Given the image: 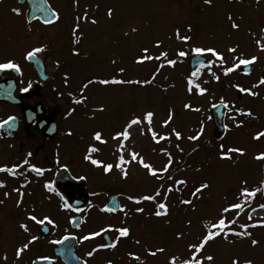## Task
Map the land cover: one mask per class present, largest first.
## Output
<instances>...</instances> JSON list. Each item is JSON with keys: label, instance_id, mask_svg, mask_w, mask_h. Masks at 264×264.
<instances>
[{"label": "rangeland", "instance_id": "rangeland-1", "mask_svg": "<svg viewBox=\"0 0 264 264\" xmlns=\"http://www.w3.org/2000/svg\"><path fill=\"white\" fill-rule=\"evenodd\" d=\"M109 9L112 10L110 18L107 15ZM92 19L97 23L92 24ZM232 22L238 24L239 28L232 29ZM77 24V42L74 43L73 30ZM62 27L64 62L73 67L77 65V68L63 71L64 104L68 102L67 95L76 98L83 86L88 85L83 93V102L76 103L75 111L70 109L62 122L66 132L63 142L66 153L64 162L68 163V170L72 174L81 173L86 177L90 191L100 187H106L112 194L119 191L123 209L126 208L123 214H113L109 218L106 217L109 215L81 213L83 222L77 234L80 245L77 251L85 264H140V261L131 258L130 253L138 255L143 264H168L173 255L183 259L189 255L187 246L198 243L204 234L203 225L214 222L223 206L235 202L242 203L243 210L225 214L227 220L236 221L231 225L233 231L242 232L245 229L240 225L258 223L264 218V209L259 207L264 204V192H257L248 203H245L247 198L239 195L242 188L255 190L264 183V160L254 159L264 153V137L260 140L252 139L257 132L264 131V85L252 87L258 85L253 78L259 76L260 68L264 67V51L256 44L259 40L264 45V0H211L210 4L204 0H98L88 20L78 21L76 18L64 21ZM177 29L180 36L191 37L187 44L176 39ZM157 41L160 42V48L153 47ZM194 47L214 48L224 57L221 66L210 54L204 55L208 59V68L201 73L204 79L198 83L206 89L203 95L197 94L195 88L192 94L186 90L187 68L182 62L194 56L191 52ZM144 48H148L152 55L167 51L170 59L177 60L175 67L170 68L165 64V67L157 71L162 61L135 63ZM228 48H235L236 52L229 53ZM76 50L78 54L74 56L72 52ZM180 50L188 55L177 57L176 52ZM252 56H256L257 60L251 74L241 75L239 71L224 74L227 68L238 62L234 58L248 59ZM216 64L224 71H220L218 76L214 71L218 70ZM121 68L124 69L122 74L118 71ZM212 73L219 79H214ZM113 77L148 80L151 83L107 86L89 83ZM234 85L251 89L257 95L241 93ZM219 102L228 105L225 110L227 117L225 115L226 120L223 122L225 127L227 125V132L220 144H214L208 113ZM186 103L200 110H186ZM101 107L104 111L97 110ZM67 109L65 105V113ZM169 109L174 113L173 120L168 127L163 128L161 124L167 119ZM237 109L250 111L252 115H239ZM144 111L155 113L152 127L157 133L169 134L175 128L182 136L179 141L173 136L169 141L156 144L147 132L140 134L139 128L147 127L142 125L130 129L131 138L125 141V159H129V151H135L156 169L167 163V157L161 150L171 154L173 163L169 173L174 179H185L187 183L177 185L180 191L174 190L168 194L166 201L163 200L162 186H171L173 181L150 177L136 163L125 166L128 175L126 179H121L119 171L113 169L104 174L102 168L94 167L83 159L87 148L96 146L100 151L93 153L92 158L114 163L118 155L115 152L118 141H113L111 136L121 131L133 114L140 115ZM237 123L241 126L236 127ZM96 131L102 133L106 144L92 141L91 136ZM196 135L200 139H188ZM202 138H205V143L199 142ZM221 146L225 152L228 148L243 149L244 155L230 153L231 159L221 160ZM181 160H185L186 164H179L183 163ZM169 173H165V178ZM9 183L13 184L11 181ZM202 183H207L209 187L198 194L200 199L192 197L191 192ZM6 189L0 188V198L8 192ZM157 189L161 191L157 201L167 204L166 216L153 215L156 208L153 202L142 201L136 204L128 199H139L145 194H153ZM32 190L36 189L33 187ZM6 199L1 204L3 208L0 205V255L1 249L9 245L8 239L14 231L10 207L16 200L12 195ZM181 199H191L192 204L182 205ZM26 208L32 215L43 214L49 217L54 224L51 228H54L58 236L70 232L72 214L60 206L56 197L47 194H41L40 197L36 193L27 200ZM137 208H143L144 211L138 213ZM108 226L112 229L127 227L130 235L117 241L118 233L113 230L110 240L116 243V247L105 249L102 247L105 244L101 235V241H94L96 238L83 239L84 236L104 231ZM247 231L251 233L250 236L229 234L230 243L221 237L209 241L200 256L213 255L215 259L212 264H231L233 258H237L240 264L245 261L264 264V227H247ZM178 233L181 234L180 239L176 238ZM252 240L258 241L254 247ZM95 244L103 250L95 248ZM156 248H164L165 251L156 256L147 254L148 250L155 251ZM89 252H92L91 256Z\"/></svg>", "mask_w": 264, "mask_h": 264}, {"label": "flooded vegetation", "instance_id": "flooded-vegetation-1", "mask_svg": "<svg viewBox=\"0 0 264 264\" xmlns=\"http://www.w3.org/2000/svg\"><path fill=\"white\" fill-rule=\"evenodd\" d=\"M29 1L0 0V63L11 61L20 68L19 72L11 69L0 71V167H16L17 169L15 175L0 172V182L5 184L4 188H7L8 193L14 196L16 201L19 196L13 189H19L24 193L20 206L17 207L14 201L10 207L14 231L8 239L9 245L1 249L0 264H32L34 260L39 259L48 261V264H64L61 258L53 253L57 244L51 241H60L65 236H74L76 242L74 250H79L77 234L80 227L76 230L70 229L69 233L58 236L54 228H51L52 225H37L27 219L31 213L26 208V202L39 193L40 197L41 194L56 197L60 206L64 203L55 191L49 192L44 188L46 183L52 182L59 168L68 166V163L64 162L66 153L63 150V142L66 132L62 122L67 113V111L65 113V105L67 110H70L69 102L74 100V97L67 95L68 102L64 104L63 71L77 68V65L73 67L69 66L67 61V63L64 62L62 23L83 16L85 10L87 16L91 15L98 0H77L75 4L74 0H45L49 9L58 14V18L50 24L42 23L40 18L28 20L26 14ZM76 11L79 13L76 14ZM37 47L43 48L44 51L37 53L32 59H26L27 52ZM72 54L76 56L78 50L73 51ZM203 79V77L193 78L196 84ZM253 79L260 80L257 77ZM5 121L10 124L5 126L6 130H3L2 125ZM211 138L213 140L212 134ZM199 142L205 143V138ZM181 161L185 164V160ZM32 166L43 169V174L37 176L30 170ZM71 175L76 179L85 177L81 173L77 175L71 173ZM9 181L13 184L11 185ZM33 187L35 191L32 190ZM84 187L88 194L87 203L77 213L70 208L66 209L74 215L93 213L109 215L106 216L109 218L116 213H106L101 209L105 207L111 196H115L123 208L119 193L112 194L106 187L90 191L87 179H85ZM10 195L7 198H10ZM0 200L3 201L2 204L7 201L4 195H1ZM1 207L3 208V205ZM22 210L24 212L21 214ZM44 216L46 215L40 214L37 218ZM2 218L4 220L3 215ZM20 223L26 224L29 231L21 230ZM106 229L112 228L108 226ZM104 232L109 235L112 233V231H103L101 236ZM32 236L37 239L29 245L27 250L29 252L22 253L17 259L16 248L26 243ZM94 241L101 240L98 236ZM97 244L94 245L95 248L102 250V247ZM76 252L79 255L78 251ZM5 255L6 261L2 259ZM45 257L47 259H41ZM80 259L85 264L84 259Z\"/></svg>", "mask_w": 264, "mask_h": 264}, {"label": "snow or ice", "instance_id": "snow-or-ice-1", "mask_svg": "<svg viewBox=\"0 0 264 264\" xmlns=\"http://www.w3.org/2000/svg\"><path fill=\"white\" fill-rule=\"evenodd\" d=\"M204 2L206 4H210L211 0H204ZM77 3V0H74V4ZM14 12H16L17 14H19V12L15 9H13ZM107 15L109 16V18L112 15V10L109 9ZM51 16L54 18H58V14L53 10L51 12ZM228 19L231 21L232 18L231 16L228 17ZM78 21L80 20H88V16H87V11L85 10V13L83 16H80L77 18ZM51 21H45V23H49ZM92 24H96L97 21L95 19H92L90 21ZM79 25L77 24L76 28H74L73 30V35H74V40L73 42H77L76 38H75V32L78 30ZM231 28L232 29H238L239 25L236 24L235 22L231 23ZM189 31L191 30L190 28L188 29ZM133 32L136 31L135 28L132 29ZM264 31V30H262ZM176 39L182 41L184 44H187L188 41L191 39V37L189 36H180L179 34V30L177 29L176 33H175ZM257 46L260 48L261 51H264V45H261V42L259 40L256 41ZM153 47L155 48H160V42L157 41ZM44 51L43 48L37 47L34 48L31 51H28L26 54V59H32L34 58L37 53H40ZM191 52L193 55L195 56H203L205 54H210L212 57L215 58L216 61H219L221 66L224 63V57L221 53H219L216 49L214 48H200V47H194L191 49ZM228 52L229 53H235L236 49L235 48H228ZM75 54V53H74ZM188 55L187 52L185 51H177L176 52V56L177 57H186ZM234 59H238L237 63H234L232 67H229L225 70L224 74L228 75L229 73L234 72L236 69H238L241 65L244 66H248L251 64H254L257 60L256 56H252L251 58L248 59H239V58H234ZM162 61V63H160L158 65L157 71H159L160 69H162L163 67H165V64L167 65V67H175L177 60L176 59H170L168 57V53L167 51H160L158 54L156 55H152L149 52L148 48H144L142 49V53L141 55L135 60V63L137 64H144L146 61ZM113 63H115V61H113ZM203 62H201L200 67H203ZM209 66H211V64H209ZM15 70L17 72L20 71V68L13 62L8 61L5 63H0V71H4V70ZM119 73H123L124 69L121 68L118 70ZM200 74V68H197L196 71L192 72L190 77L187 78V92L189 94H192L193 89L195 88L197 94L199 95H203L206 92V89L201 88L200 85L198 84H194V80L193 78L198 77ZM214 79H219V77H216L214 73H212ZM155 78V76H153V79ZM67 79V78H65ZM89 83H96L99 85H124V84H129V85H135V84H139V85H143V84H148L151 83V81L145 80V81H140V80H132V79H118V78H111V79H99L96 81H89ZM259 85H264V78H261L258 82V85H253L252 87H257ZM85 89L88 87L87 84H85L83 86ZM237 87V90L241 93H247V95L249 96H256L257 93L251 91V89H246V88H242L239 86H235ZM27 89H25L26 91ZM82 100H76L75 103H82ZM225 107H228V105L225 104ZM184 108L186 110H192V111H199L200 109L195 108L193 109L191 107L190 104H184ZM98 111H104V109L101 107L99 109H97ZM237 113L239 115H244V116H251L252 113L250 111L245 112V111H241L239 109L236 110ZM173 111L171 109H169V113H168V117L166 120H164L161 124V127L166 128L168 127V125L172 122L173 120ZM155 116V113L153 111H144L143 113H141L140 115H135L133 114L125 123L123 129L121 131L116 132L115 134H113L111 136V139L113 141H118L117 145L115 146V152L118 153L116 160L114 163H104L98 159H94L92 158V154L93 153H97L100 151V149L96 146H89L86 150V154L84 155L83 159L85 161H87L88 163H90L92 166L97 167V168H102L103 173L104 174H108L110 172L113 171V169L119 171L121 179H126L127 178V168L125 166L129 165L130 163H136L138 164L140 167H142L143 169L146 170V173L148 176L156 178V179H166L168 181H173L171 186H162L163 187V191H164V196H163V200H167V195L172 193L174 190L179 192L180 189L178 187H176L177 185H186L187 181L185 179H174L172 177V175L169 173V169L173 163V157L171 156V154H169L166 150L162 149L161 151L163 152V154L167 157V163H165L163 165L162 168L160 169H156L153 167L152 164L145 162L144 158L142 156H140L139 153L135 152V151H129L127 153L129 159H125V155H124V150L126 148V144L125 141H128L131 138V132L130 129H132L134 126H142V125H147L146 128L140 127V134L144 135L145 132H147L148 134H150V139L156 143V144H160L161 141H169L171 139V137H175V139L177 141L182 139L181 133L178 132L175 128H172L170 130L169 134H160L157 133L156 131L153 130L152 124H153V118ZM233 119H235V117H233ZM5 123H7V121H5ZM241 124L237 123L236 127H240ZM69 135H71V133H68ZM201 134H202V129H201ZM262 137H264V131H259L257 132L255 135H253L252 139L253 140H260ZM199 138V135L196 136H190L188 137L189 140H196ZM92 141L95 142H99V144H106L107 141L105 139L102 138V133L99 131H96L92 134L91 136ZM177 148L179 149V145H177ZM182 151V149H180ZM230 153H237L238 155H244V151L243 149L240 148H228L227 152L224 151L223 146H221L220 148V154H219V159L221 160H228L231 159V156L229 155ZM254 159L256 160H264V153H260L257 156L254 157ZM25 163H27V161H25ZM32 172H34L37 176H40L43 174V169L39 168V167H35L32 166L30 169ZM16 167H0V172L3 173H8L9 175H15L16 174ZM165 173H169L167 175V177L165 178ZM81 180L86 179V177H80ZM242 183H246V182H242ZM5 184L3 182H0V188H4ZM209 187V185L207 183H202L200 184L198 187L195 188V190L193 192H191V196L196 198V199H200V196L198 194L202 193L204 191V189H207ZM44 188L46 190H48L49 192H54L53 186L50 183H46L44 185ZM14 192L18 193L19 198L16 201V206L19 207L20 204L22 203V197L24 195L23 192H20L19 189H13ZM257 192H264V183H262V185L255 189V190H249L247 188H242L240 190V197H244L247 198L245 199V203L250 202L251 198H254L257 195ZM9 195L8 192L4 193L5 198H7ZM58 195V193H57ZM157 197H161V191L160 189H157L154 191L153 194H145L143 196H141L139 199H134L133 197H128L129 200H132L134 203L136 204H140L142 201H148V202H153L156 205L155 211L153 212V215H155L156 217H161V216H166L168 214V207L167 204L165 202L162 201H157ZM61 200H63V197H61ZM3 201L0 200V204H2ZM180 204L182 205H190L192 204V200L191 199H181L180 200ZM62 208L64 209H68L69 208V204L67 203V201H64V203L61 205ZM118 206H114V207H104L101 209V211L103 212H114L117 210ZM259 207L261 209H264V204L259 205ZM233 210H243V204L240 202H235L232 203L230 205H226L223 206L222 209L220 210L219 215L217 216L216 220L214 222H210V223H206L203 225L204 228V234L202 235V237L199 239L198 243L195 244H189L187 246V251L189 253V255L183 259H181L180 257H177L175 255H173L172 257L169 258L168 260V264H212V262L214 261V256L213 255H204V256H200V254L202 253V251L204 250L205 246L208 244L209 241L215 240L217 237H221L222 239H224L225 241H228V236L229 234L231 235H235L238 237H245V236H250L251 233H249L247 231V227H264V218L261 219L260 222L258 223H254L251 225H240L241 228H244L245 230L240 232V231H233L231 228V225L234 224L236 221L235 220H227L225 214L232 212ZM119 211L124 212L125 210L123 208H119ZM144 209L143 208H137L136 212H143ZM253 211H256L255 209H253ZM127 213H125L126 215ZM237 215L239 214V211H237L236 213ZM28 220L33 221L35 224L37 225H45V224H49V225H53V221L47 217L44 216L43 218H37V216L35 215H31L29 214L27 216ZM249 219H251V215H249ZM19 228L21 230H23L24 232H28L29 229L27 227L26 224L24 223H20L19 224ZM115 231L116 233H118L117 236V241L119 240V238L121 237H128L130 235V229L127 227H118L115 229H105V231ZM100 232H96L93 233L91 235L88 236H84L83 239L84 240H89L94 238L95 236H99ZM177 239L181 238V234H177L176 236ZM37 237L32 236L31 239H29L26 243H23L20 247L16 248L15 250V256L17 259L20 258V256L22 255V253H24L25 251L28 250L29 245L34 243L36 241ZM65 239H68V237H65ZM229 243L231 241H228ZM51 243L53 244H60L63 243V241H59V240H54L51 241ZM136 243L138 244L139 241L137 240ZM258 243V241L256 240H252L251 244L254 247L256 244ZM102 247L104 248H115L116 247V243H111V244H105L102 245ZM95 251V249L93 250ZM165 251L164 248H156L155 251L152 250H148L147 254L150 256H156L158 253H163ZM89 256L92 255V252L88 253ZM131 256V258L133 260L136 261H140V264H143V261H141L140 257L138 255H134V254H129ZM2 259H4L5 261L7 260V256L5 255L4 257H2ZM41 259H47L45 258H41ZM32 264H37V261L34 260L32 262ZM231 264H240V261L237 258H233L231 261ZM244 264H251V261H245Z\"/></svg>", "mask_w": 264, "mask_h": 264}, {"label": "water", "instance_id": "water-1", "mask_svg": "<svg viewBox=\"0 0 264 264\" xmlns=\"http://www.w3.org/2000/svg\"><path fill=\"white\" fill-rule=\"evenodd\" d=\"M28 5L29 9L26 16L29 21L35 18H40L44 23L45 21L52 22L55 20V18L51 16V11L47 7L45 0H30ZM201 62H204V59L194 57L191 59L189 66L191 69H194L199 66ZM250 68L251 65H248L242 67L240 70L246 73L250 70ZM224 108L223 104H218L210 109V116L215 127L214 137L216 140H219L224 132V127L221 124L224 117ZM52 186L64 198V200L67 201L71 208L77 209L84 205L87 200V194L83 189V180L73 179L65 168H60L57 171L55 179L52 182ZM114 206H118L116 210L118 211L119 205L117 199L112 197L109 199L106 207ZM80 222V217H75L72 220V228H77ZM103 238L107 244L110 243L106 235H104ZM61 241H63V243L57 244V248L54 250L55 254L60 256L65 264H82L73 251L75 245L74 238H63ZM37 264H48V262L37 260Z\"/></svg>", "mask_w": 264, "mask_h": 264}]
</instances>
